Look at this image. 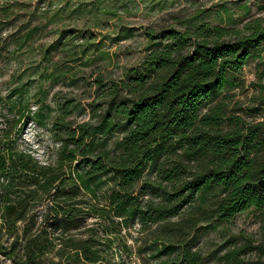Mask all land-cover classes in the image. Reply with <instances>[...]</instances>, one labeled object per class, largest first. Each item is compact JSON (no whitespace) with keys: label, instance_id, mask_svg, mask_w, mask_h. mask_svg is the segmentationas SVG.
Here are the masks:
<instances>
[{"label":"trees","instance_id":"1","mask_svg":"<svg viewBox=\"0 0 264 264\" xmlns=\"http://www.w3.org/2000/svg\"><path fill=\"white\" fill-rule=\"evenodd\" d=\"M145 36L138 66L90 73V103L55 99L50 122L42 105L0 115V264H205L203 228L255 211L264 231V122L229 109L241 86L233 75L264 44V19ZM54 46L40 86L77 78L50 70ZM29 122L51 139L44 155L24 137ZM253 250L247 241L218 264H244Z\"/></svg>","mask_w":264,"mask_h":264},{"label":"rangeland","instance_id":"2","mask_svg":"<svg viewBox=\"0 0 264 264\" xmlns=\"http://www.w3.org/2000/svg\"><path fill=\"white\" fill-rule=\"evenodd\" d=\"M257 18L264 19V0H0V115L18 118L27 112V104L32 110L42 105L45 121L50 122L56 112L47 111V104L54 107L55 99L74 94L83 105L90 103V82L95 77L89 79L90 73L106 71L108 77L117 78L138 66L149 45L147 29L156 34L170 28L181 30L197 21L240 29ZM126 33L132 36L124 40ZM84 37L91 42H83ZM51 45L56 50L50 70L77 77L73 82L67 80V85L40 86L34 81L46 67L41 63L42 54ZM77 52L75 58L68 56ZM259 62H264V44L233 75L241 86L231 93L229 109H237L236 115L247 121L264 122ZM85 118L87 114L79 117ZM24 137L40 155L51 142L34 122L26 125ZM188 215L183 213L179 220ZM262 227L259 213L238 214L228 223L203 228L197 249L206 257L205 264H218L224 253L249 241L255 250L242 257L244 264H263ZM133 264L140 262L136 259Z\"/></svg>","mask_w":264,"mask_h":264}]
</instances>
